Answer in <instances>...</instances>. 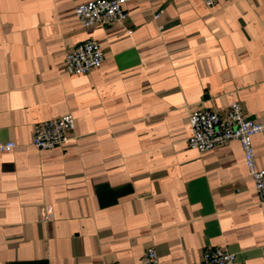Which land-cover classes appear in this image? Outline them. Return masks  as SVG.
I'll list each match as a JSON object with an SVG mask.
<instances>
[{"label":"crops","instance_id":"crops-1","mask_svg":"<svg viewBox=\"0 0 264 264\" xmlns=\"http://www.w3.org/2000/svg\"><path fill=\"white\" fill-rule=\"evenodd\" d=\"M92 0H0V264H204L224 248L264 264V201L239 141L190 148V114L238 101L264 122V0H128L124 23L86 30ZM158 18H155L156 15ZM97 41L104 62L66 73ZM74 139L32 146L66 114ZM264 170V141L253 138Z\"/></svg>","mask_w":264,"mask_h":264},{"label":"built area","instance_id":"built-area-1","mask_svg":"<svg viewBox=\"0 0 264 264\" xmlns=\"http://www.w3.org/2000/svg\"><path fill=\"white\" fill-rule=\"evenodd\" d=\"M128 0H92L76 7V17L86 30L96 26L106 27L115 23H124L128 14L123 5ZM208 8L216 5V0H203ZM157 14L155 18H158ZM105 56L100 44L95 40H87L67 51L66 73L68 75H86L99 69ZM192 134L188 139L190 148L204 153L217 147L227 145L232 141L241 143L245 163L259 197L264 201V170L259 169L253 146V138L260 135L264 141V122L249 120L238 101L220 112L218 110L195 111L190 114ZM75 119L72 114H66L58 119L38 123L32 133L31 144L40 150L62 148L74 139ZM17 147L13 141L0 143V152H11ZM204 264H235L236 255L224 248L205 249L202 253ZM144 264H161L155 249H149L144 258ZM107 264H121L119 262Z\"/></svg>","mask_w":264,"mask_h":264}]
</instances>
